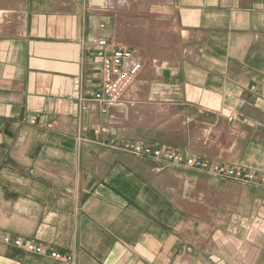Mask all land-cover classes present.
I'll return each mask as SVG.
<instances>
[{"label": "crops", "instance_id": "crops-1", "mask_svg": "<svg viewBox=\"0 0 264 264\" xmlns=\"http://www.w3.org/2000/svg\"><path fill=\"white\" fill-rule=\"evenodd\" d=\"M15 27L0 36V264H63L4 235L75 264H264V184L124 152L151 113L77 107L104 35L143 60L129 97L168 102L264 176V0H23Z\"/></svg>", "mask_w": 264, "mask_h": 264}, {"label": "built area", "instance_id": "built-area-1", "mask_svg": "<svg viewBox=\"0 0 264 264\" xmlns=\"http://www.w3.org/2000/svg\"><path fill=\"white\" fill-rule=\"evenodd\" d=\"M100 27L103 28L104 24L101 23ZM92 43L95 46L94 57L99 70L90 94L78 96V110L85 111L96 104L103 113L116 110L125 117L127 111L135 106V100L128 96V92L143 69V60L137 57L132 49L114 45L104 35L96 36ZM95 132L98 131L95 130ZM120 149L134 155L199 169L222 178L256 185L264 184V176H259L254 171L182 155L165 146L149 145L141 140H122ZM2 240L6 244L23 248L27 252L46 254L49 258L63 264H75L71 253L46 249L41 244L32 241L24 242L20 238L9 235H4Z\"/></svg>", "mask_w": 264, "mask_h": 264}, {"label": "rangeland", "instance_id": "rangeland-1", "mask_svg": "<svg viewBox=\"0 0 264 264\" xmlns=\"http://www.w3.org/2000/svg\"><path fill=\"white\" fill-rule=\"evenodd\" d=\"M23 0H0V36L4 34H14L18 19L22 11ZM168 107V108H167ZM139 108L140 111L151 113L152 116H142L136 119L135 137L145 144L165 146L169 150L178 152L186 156H194L208 162L221 163L227 166L242 167L239 165H230L225 161L229 160L235 153L227 148L216 146L207 147V135L211 138L218 137L213 134L196 132L190 125L180 126V118L174 115L173 106L168 102H136L132 110ZM140 120V121H139ZM168 163L169 170L173 172H182L188 176L205 174L207 172L186 167L183 165ZM244 168V167H242ZM247 169V168H244ZM250 170V169H248ZM249 184V183H248Z\"/></svg>", "mask_w": 264, "mask_h": 264}, {"label": "bare ground", "instance_id": "bare-ground-1", "mask_svg": "<svg viewBox=\"0 0 264 264\" xmlns=\"http://www.w3.org/2000/svg\"><path fill=\"white\" fill-rule=\"evenodd\" d=\"M22 25V24H21Z\"/></svg>", "mask_w": 264, "mask_h": 264}]
</instances>
